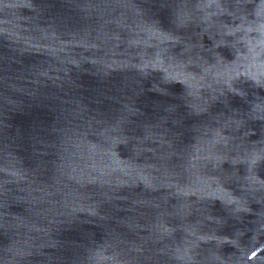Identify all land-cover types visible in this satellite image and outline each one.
I'll use <instances>...</instances> for the list:
<instances>
[{
  "label": "water",
  "instance_id": "1",
  "mask_svg": "<svg viewBox=\"0 0 264 264\" xmlns=\"http://www.w3.org/2000/svg\"><path fill=\"white\" fill-rule=\"evenodd\" d=\"M0 264H264V0H0Z\"/></svg>",
  "mask_w": 264,
  "mask_h": 264
}]
</instances>
